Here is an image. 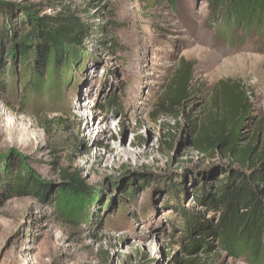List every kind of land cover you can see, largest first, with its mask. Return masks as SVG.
<instances>
[{
    "label": "rangeland",
    "instance_id": "obj_1",
    "mask_svg": "<svg viewBox=\"0 0 264 264\" xmlns=\"http://www.w3.org/2000/svg\"><path fill=\"white\" fill-rule=\"evenodd\" d=\"M0 4L11 33L28 9L112 25L102 45L98 37L82 40L63 66L36 73L25 98L27 61L9 56L2 66L0 264H250L218 248L188 252L174 207L181 200L168 191L178 184L188 213L216 218L190 193L234 164L201 155L192 143L220 115V82L239 84L251 115L264 116V28L217 21L204 0H179L177 7L168 0ZM185 71L192 99L170 105L167 94ZM254 131L244 130L241 148ZM20 162L45 198L9 195L5 187ZM68 175L80 180L79 191L52 198L68 189Z\"/></svg>",
    "mask_w": 264,
    "mask_h": 264
},
{
    "label": "trees",
    "instance_id": "obj_2",
    "mask_svg": "<svg viewBox=\"0 0 264 264\" xmlns=\"http://www.w3.org/2000/svg\"><path fill=\"white\" fill-rule=\"evenodd\" d=\"M168 1L172 7L179 4V0ZM204 1L214 11L217 21L222 18L249 30L264 28V0ZM20 13L25 18L20 22L18 32L11 33L9 13L0 11V76L6 71L2 66L9 56L23 64L27 61L25 66L30 79L22 88V98L35 83L32 78L36 73L43 74L47 65L63 66L69 52H73L82 40L98 37V44L102 45L101 39L112 27L111 24L94 25L80 20L70 11L53 16L37 15L29 9ZM190 81L191 76L185 71L173 92L167 94L170 105L180 106L191 101ZM215 88L219 89L220 115L214 124L199 132L192 146L201 155L219 154L234 165L225 167L222 177L200 183L190 193L195 202L216 215L213 220L203 213H188L182 189L176 183L170 186L168 194L175 196L177 203L181 200L180 205L174 206L183 221L181 244L188 252L210 254L218 248L234 258H245L250 264H264V116L251 115V99L239 84L220 82ZM0 90L6 93V83L1 78ZM167 112L172 113L171 106ZM252 127L255 131L249 145L241 148L244 130ZM27 171L24 163L15 169L5 187L9 195L45 198L47 192L41 189L32 172L25 174ZM65 183L68 189H57L52 198L60 201L62 195L79 191L80 180L76 176L68 175Z\"/></svg>",
    "mask_w": 264,
    "mask_h": 264
}]
</instances>
